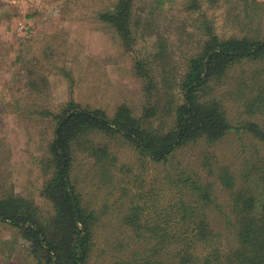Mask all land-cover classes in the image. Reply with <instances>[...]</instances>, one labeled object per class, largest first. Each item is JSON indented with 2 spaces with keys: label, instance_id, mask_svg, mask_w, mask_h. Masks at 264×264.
I'll use <instances>...</instances> for the list:
<instances>
[{
  "label": "trees",
  "instance_id": "trees-1",
  "mask_svg": "<svg viewBox=\"0 0 264 264\" xmlns=\"http://www.w3.org/2000/svg\"><path fill=\"white\" fill-rule=\"evenodd\" d=\"M192 1L189 7L199 6ZM134 2L116 0L99 13L126 45L134 27ZM203 26L207 29L201 50L187 60L182 73L161 74L168 89L178 88L182 95L176 102L168 95L165 112L152 102L142 115L127 104L109 114L70 99L51 114L54 128L42 190L48 215L13 192L0 197V221L19 228L30 242L28 255L39 264H97L96 233L107 217L116 224L115 232L118 227L126 234L102 249L105 264H264V159H256L257 150L244 151L243 142L239 165L219 151L223 139L242 132L264 144V126L255 118L264 114V34L221 38L207 20ZM240 64L249 67L219 93L222 80ZM145 87L152 91L153 82ZM233 106L247 116L232 117ZM160 112L165 126L162 121L159 127L147 126ZM186 148L197 149L195 158L188 152L187 158L177 159ZM125 149L142 165L148 161L171 168L165 167L153 187L140 190L141 174L120 162ZM83 156L93 160L88 179L99 178L97 189L131 172L137 185L128 202L121 201L113 211L103 202L106 196L105 206L95 207L86 199L80 186L85 172H78ZM123 197L121 193L118 199Z\"/></svg>",
  "mask_w": 264,
  "mask_h": 264
},
{
  "label": "rangeland",
  "instance_id": "rangeland-1",
  "mask_svg": "<svg viewBox=\"0 0 264 264\" xmlns=\"http://www.w3.org/2000/svg\"><path fill=\"white\" fill-rule=\"evenodd\" d=\"M190 1L135 0L134 27L126 45L115 28L99 16L116 0H0V197L13 192L32 200L43 215H48L50 207L42 196L48 177L44 160L53 136L51 114L65 102L73 99L109 114L127 104L137 115H142L145 106L158 102L165 112L168 95L175 102L182 101V95L178 88L170 91L161 74L167 70L171 76L178 75L171 72L182 73L187 60L201 50L205 20L221 38L264 34V0H197L199 6L192 8ZM140 63L143 66L139 68ZM248 67L240 64L232 70L222 80L225 83L219 93ZM166 80L172 87V79ZM150 81L153 90L148 92L145 84ZM163 112L146 125L156 128L162 121L165 126ZM239 113L237 106L231 108V116ZM255 118L264 126V114ZM242 142L244 151L250 154L257 150L256 159H264V144L244 132L223 139L221 156L239 165ZM189 150L180 151L177 159L192 154L195 158L197 149ZM120 152L125 169L130 165L133 173L141 174L140 190L153 187L169 167L148 161L142 165L129 149ZM79 158L78 172H85L80 186L95 207L105 206L102 201L106 196L103 202L114 211L136 191L131 172L109 187L97 189L94 184L99 178L93 175L94 179H88L93 160ZM121 193L124 197L119 200ZM115 225L107 217L96 233L93 260L97 264H105L100 253L109 241L126 234L118 227L115 232ZM29 246L19 228L0 221V264H39L28 255Z\"/></svg>",
  "mask_w": 264,
  "mask_h": 264
}]
</instances>
